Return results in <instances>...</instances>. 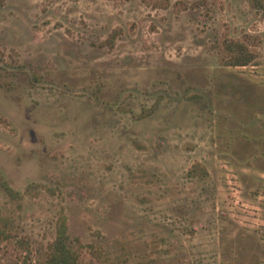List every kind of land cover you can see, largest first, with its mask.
<instances>
[{
    "label": "rangeland",
    "instance_id": "1",
    "mask_svg": "<svg viewBox=\"0 0 264 264\" xmlns=\"http://www.w3.org/2000/svg\"><path fill=\"white\" fill-rule=\"evenodd\" d=\"M1 178L0 264H264V0H0Z\"/></svg>",
    "mask_w": 264,
    "mask_h": 264
},
{
    "label": "trees",
    "instance_id": "2",
    "mask_svg": "<svg viewBox=\"0 0 264 264\" xmlns=\"http://www.w3.org/2000/svg\"><path fill=\"white\" fill-rule=\"evenodd\" d=\"M111 41L113 42V38ZM228 48L232 53L231 63L234 65H248L254 59L252 52L240 43H231ZM32 187L33 185H29L26 192L30 191ZM0 189L13 199H19L26 193L12 188L3 178L0 179ZM10 226V219L0 215V236L5 239L10 238L12 236ZM88 247H90L89 250H87ZM88 251L98 259H108L106 253L101 249L95 248L94 245L89 246L80 236L71 235L67 217L61 215L57 220L55 237L46 247L43 264H93L85 258Z\"/></svg>",
    "mask_w": 264,
    "mask_h": 264
}]
</instances>
